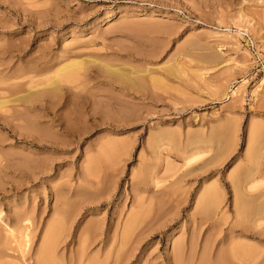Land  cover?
<instances>
[{
  "label": "rangeland",
  "instance_id": "obj_1",
  "mask_svg": "<svg viewBox=\"0 0 264 264\" xmlns=\"http://www.w3.org/2000/svg\"><path fill=\"white\" fill-rule=\"evenodd\" d=\"M54 86L75 133L49 114L56 146L18 142L20 97ZM0 101V231L31 214L36 251L58 218L88 264H174L178 243L183 264H264V0H0Z\"/></svg>",
  "mask_w": 264,
  "mask_h": 264
},
{
  "label": "bare ground",
  "instance_id": "obj_2",
  "mask_svg": "<svg viewBox=\"0 0 264 264\" xmlns=\"http://www.w3.org/2000/svg\"><path fill=\"white\" fill-rule=\"evenodd\" d=\"M108 17H110V15H108L106 18H108ZM225 31H226V29H225ZM227 31L228 32H231V30L230 29H227ZM74 65H76V64H67V65H65V66H63V67H61L58 71H57V74H56V78L55 79H53V80H51L50 82H49V84L47 83V85H51V86H53V84L56 86L57 84V82L59 81V77H60V75H62V77L63 76H66V75H64L63 73H64V71H66L67 69H69V68H71V69H73L74 68ZM68 77L69 78H71V76H69L68 75ZM67 78V77H66ZM65 78V79H66ZM69 78H67L66 80H68ZM62 81V80H61ZM64 81V80H63ZM45 86H46V84H45ZM55 86L54 87H51V89H53L54 88V90H51V91H47V90H40V91H36V92H34V91H30L31 93H26L25 95H27V96H24V97H20V100H21V98H22V100H21V102L23 103H26V105L24 104V106H26V115H25V111H24V113L22 114L21 113V111H20V113H17L16 115V117L18 118V119H22L23 117H24V119H26L29 115V112L30 111H34V112H30V113H35V111L36 112H38V114L36 115H33V114H31V115H33L34 116V118L32 119H30V120H28V122L30 121V123H29V127L27 126L28 124H26V122H24L25 123V125H26V128H24V127H21L23 130H17L16 131V129H15V131L17 132V136L18 137H20V138H18V142L20 141H22L23 143H27V144H29V145H31V146H33V147H38V148H42V149H45V148H48L47 147V145L49 144V145H51V146H56L58 143V130L56 131V132H51L50 130V128L49 127H47L44 123H42V122H39V120H42V119H46V118H48L49 120H51L50 119V117H47L49 114H51V116H52V122H56L57 123V125H59L60 127L63 125L64 127V129L67 131V132H69V131H71V134L72 133H75L74 132V127H73V125H71V123H69V121L66 119V118H64V116H62L58 111H57V109L59 108V105H61V107H62V104L64 105L65 104V107H71L72 105H73V98H72V96L71 95H68V96H65L64 97V94H61V93H57V92H59V90L57 91L56 89H57V87L55 88ZM58 86V85H57ZM229 90V89H228ZM237 88H235V87H231L230 88V90H229V92L231 93V95L230 96H235L236 95V93H237ZM61 92V91H60ZM29 94V95H28ZM60 94H61V96H60ZM64 99V100H63ZM62 100H63V102H62ZM2 101V100H1ZM0 101V104H2V103H4V101L3 102H1ZM5 103H6V101H5ZM4 103V104H5ZM4 104H2V106L4 105ZM24 109H25V107H23ZM33 116H31V117H33ZM30 118V117H29ZM36 118V119H35ZM28 119V118H27ZM34 120V121H33ZM47 120V119H46ZM67 121H68V123H67ZM34 122V123H33ZM44 122V121H43ZM50 121H48V123H49ZM31 123H32V125H31ZM39 123H42V125L41 124H39ZM62 123V124H61ZM50 124V123H49ZM42 127H41V126ZM54 125V124H53ZM45 126V127H44ZM51 126V125H50ZM58 126V127H59ZM56 127V126H55ZM57 128V127H56ZM61 131V130H60ZM17 136H15L14 138H16ZM57 140V141H56ZM43 143H45V144H47V145H45V144H43ZM59 146V145H58ZM53 150H54V148H53ZM58 150V149H57ZM29 153V152H28ZM31 155H32V153H30ZM26 155H28V154H26ZM200 155H202V154H199V152L197 153H195V154H193V155H190L189 157H187L186 158V160H185V162H186V164L188 165V164H191V163H193L194 161H196V160H198V158L199 157H201ZM28 157H30V158H28V159H26L25 158V160L23 159L22 160V163H23V161L24 162H28V163H25V165L27 166V167H30V165H31V167H32V164H37V165H33V166H38V168H33V170L34 169H36V170H38L37 172H42V168L44 167V164L42 163V161H40L42 164H43V167L41 166V165H39L37 162H35V160H34V162L35 163H33V159H34V157H36L35 155L33 156V157H31V156H29L28 155ZM41 157V155H39V157L37 156L36 158H40ZM45 157V156H44ZM31 158H32V160H31ZM35 158V159H36ZM4 159V158H3ZM29 159L32 161V163L29 165ZM43 159V161L44 160H46V159H44L43 157H41V159H38V161L39 160H42ZM200 159V158H199ZM6 161V160H5ZM36 161H37V159H36ZM45 163L47 164V161H45ZM50 163H52V162H50ZM21 165V164H20ZM29 165V166H28ZM51 165V164H50ZM54 165V164H53ZM22 167H24V164H22ZM45 167H47V166H45ZM51 167V166H50ZM5 168V167H4ZM52 168V167H51ZM47 169V168H46ZM48 169H49V167H48ZM44 172H45V170H43ZM251 172V171H250ZM245 174H246V172H245ZM243 177H244V175H242ZM237 179H239V180H241L239 177H237ZM246 182H245V184H243V186H244V189H242V186H241V181H239L238 180V182L237 181H235L236 183L234 184V183H232V184H234L235 186H233V188H235V190H236V192H234L235 194L237 193V196H238V199H236L237 200V202H239V200L241 201L240 203H242V200L241 199H243V198H241V195L243 194V190H244V192H253V191H255L257 188H259V187H257L258 185L256 184L257 182H256V179L253 177V173H252V175H251V173H248V174H246L245 175V177L243 178ZM234 180H236V179H234ZM234 180H233V182H234ZM240 182V183H239ZM243 183H244V181H243ZM257 185V186H256ZM246 187V188H245ZM205 192H206V190H205ZM204 192V193H205ZM246 192V193H247ZM207 193H209L208 191L206 192V195L205 194H203L204 196H201V198L204 200H201V198H200V202L198 203V205L199 204H202L201 206L202 207H207V205H209V204H212V205H210L212 208L214 207L213 205H215V203H212L211 201H213V199L212 200H209L208 199V196H209V198H210V195H207ZM244 195H245V193H244ZM236 196V197H237ZM263 196V193L262 194H259L258 196H257V199H260L261 197ZM205 198V199H204ZM256 198V197H255ZM209 201H208V200ZM256 199V201H258ZM261 200V199H260ZM206 204V206H203V205H205ZM243 204H244V202H243ZM256 204H258L259 205V203L257 202ZM255 204V205H256ZM55 205H57V203L55 204ZM254 205V206H255ZM262 205V207H263V205L264 204H260V206ZM200 205H199V207H201ZM243 206V205H242ZM252 205H250L249 207H251ZM253 206V207H254ZM257 206V205H256ZM259 206V207H260ZM57 207V206H56ZM200 208L201 210L202 209H204V208ZM210 207V208H211ZM245 207H246V205H245ZM245 207H243V208H245ZM207 208H209V206L207 207ZM207 208H206V210H207ZM212 208H211V210H212ZM243 208H242V211H243ZM53 209H56L55 208V206H54V208ZM246 209H247V207H246ZM251 209H254L255 210V208H251ZM250 209V211L253 213L254 211H252ZM258 209H260V208H258ZM205 210V211H206ZM55 211V210H54ZM57 211L59 212V210H56V213H57ZM204 211V212H205ZM241 211V212H242ZM248 211L249 210H247V212H246V210H244V212H246L248 215H247V217H249V216H251L252 214H251V212H249L250 213V215H249V213H248ZM256 211V210H255ZM258 212V211H257ZM1 213V212H0ZM256 213V212H255ZM20 214V213H19ZM211 214V213H210ZM254 214V213H253ZM23 215H24V213H23ZM22 214H21V216H23ZM26 215V214H25ZM242 215V214H241ZM244 215V214H243ZM19 217L18 216V214H17V216L16 217H18V218H16V217H14L13 219H12V223H14V220H15V218H16V222H15V224H12V225H14V227H11V226H9L8 224H5L6 226L4 227V228H2L3 230H1V231H3L2 232V235H1V237H3V239H6V241L4 240V242H6V244H4L3 242H2V240L0 239V248H2L1 250H0V257H1V262H3L2 261V256L4 257V258H6V257H9V256H11V255H13V256H15L16 258H18L22 263L21 264H88V263H86L85 261H86V259H85V261H84V258H83V255H85V253L83 252V250H79V251H75L76 249H68V248H66L67 250H69L67 253L69 254V256L67 257V255H66V257L67 258H64L63 257V255H62V253H58V246H59V242H58V240H57V238H58V236H55L56 235V233L54 232L55 230L53 229V227H54V225H56L57 223V220H58V218H56V219H53L54 221H55V223L53 224V223H51V224H53L52 226H50L51 224H49L48 225V228L45 230V232L43 233L44 234V236H43V238H42V240L40 239V245H38V248H37V250L36 251H33V247H32V244L35 242V237H36V233H33V231L35 232V230H32V228H33V224H32V220H30L32 217H31V214H29L27 217ZM245 217V216H244ZM53 222V221H52ZM7 223H8V221H7ZM135 219H133V220H131V221H129L128 223H126L125 224V228H124V230L122 231V233H121V236H120V241L123 243V244H125V243H127L130 239H131V237H132V233H133V229H134V226H135ZM49 226H50V228H49ZM53 230H52V229ZM0 231V232H1ZM4 233V234H3ZM55 233V234H54ZM0 237V238H1ZM34 241V242H33ZM136 241V240H135ZM70 242H72V241H70ZM69 242V243H70ZM179 244V243H178ZM177 244V247H174L175 248V250L173 251L174 253H173V255H174V264H181L182 263V255H183V251H182V246H181V244L180 245H178ZM65 247H68V246H65ZM5 248V249H4ZM193 248V247H192ZM66 249H64V250H66ZM78 250V249H77ZM33 251V252H32ZM192 251V250H191ZM190 251V252H191ZM205 251V250H204ZM203 251V252H204ZM10 253V254H8L7 255V253ZM63 253H64V251H63ZM66 253V252H65ZM193 253H194V250H193ZM207 253V252H206ZM205 253V254H206ZM60 254V255H59ZM191 254H192V252H191ZM190 254V255H191ZM2 255V256H1ZM189 255V256H190ZM195 254H192V256L191 257H195L194 256ZM207 255V254H206ZM201 256H203V255H201ZM201 256H200V258H201ZM85 257V256H84ZM191 257H189V258H191ZM205 257H207L208 258V255L207 256H205ZM3 258V259H4ZM194 259V258H193ZM188 260H190V259H188ZM204 260H206V259H201V261H204ZM106 261V260H105ZM105 261H104V263H100V264H108L107 263V261H106V263H105ZM207 262H208V259L206 260ZM1 262H0V264H1ZM88 262V261H87ZM89 264H98V263H96V262H92V261H90L89 260ZM186 262V261H185ZM184 263V262H183ZM182 263V264H183ZM186 263H189V261L188 262H186ZM185 263V264H186ZM2 264H4V263H2ZM114 264H120V263H114ZM203 264V263H202ZM208 264H209V262H208Z\"/></svg>",
  "mask_w": 264,
  "mask_h": 264
},
{
  "label": "built area",
  "instance_id": "obj_3",
  "mask_svg": "<svg viewBox=\"0 0 264 264\" xmlns=\"http://www.w3.org/2000/svg\"><path fill=\"white\" fill-rule=\"evenodd\" d=\"M249 42H250L251 47H253V52L251 51V54L254 55L253 57L255 58V60L257 62H260V64H262L261 61H260V58H258L259 56H257V54L254 51V48H255L254 47V42L252 40H250Z\"/></svg>",
  "mask_w": 264,
  "mask_h": 264
}]
</instances>
